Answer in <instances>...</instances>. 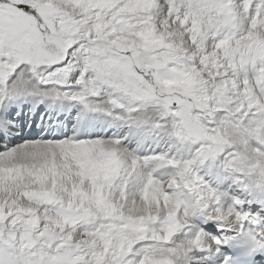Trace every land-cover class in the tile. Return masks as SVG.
Instances as JSON below:
<instances>
[{
	"label": "snow or ice",
	"instance_id": "1",
	"mask_svg": "<svg viewBox=\"0 0 264 264\" xmlns=\"http://www.w3.org/2000/svg\"><path fill=\"white\" fill-rule=\"evenodd\" d=\"M0 264H264V0H0Z\"/></svg>",
	"mask_w": 264,
	"mask_h": 264
}]
</instances>
